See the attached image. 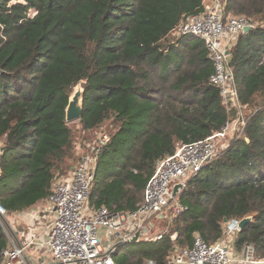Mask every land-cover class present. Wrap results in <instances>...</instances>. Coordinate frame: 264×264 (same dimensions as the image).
Returning a JSON list of instances; mask_svg holds the SVG:
<instances>
[{
  "label": "trees",
  "instance_id": "1",
  "mask_svg": "<svg viewBox=\"0 0 264 264\" xmlns=\"http://www.w3.org/2000/svg\"><path fill=\"white\" fill-rule=\"evenodd\" d=\"M205 3L0 0L1 180L17 179L6 202L0 201L7 213L30 209L51 193L56 166L73 151L66 107L81 80L82 128L118 124L114 132L103 129L111 141L97 167L90 197L95 208L135 209L157 161L174 153L176 143L204 139L236 117V109L224 104L210 82L214 69L205 41L174 35L182 20L201 12ZM226 14L256 23L231 49L240 102L251 110L244 133L187 181L177 198L189 209L165 223L163 237L114 258L116 264H171L173 250L192 246L196 233L215 243L224 236L226 219L246 216L253 219L235 247L253 244L255 258L264 259V0H227ZM146 113L147 127L126 160L114 173H104V156L123 145V132L143 122ZM117 152L123 155L119 147ZM125 244L118 243V251ZM7 246L0 223V261Z\"/></svg>",
  "mask_w": 264,
  "mask_h": 264
},
{
  "label": "built area",
  "instance_id": "2",
  "mask_svg": "<svg viewBox=\"0 0 264 264\" xmlns=\"http://www.w3.org/2000/svg\"><path fill=\"white\" fill-rule=\"evenodd\" d=\"M227 0H211L209 6L198 13L187 15L176 28L178 38L195 36L205 41L208 56L213 64L210 82L218 87L224 104L236 109V117L229 120L223 128L200 140L190 143H176L175 152L157 161L156 169L149 178L144 199L133 210L114 211L107 206L93 207L90 197L96 180L97 167L104 147L111 136L103 129H91L94 140L87 145L71 176L57 179L48 201L55 213L47 240L33 239L25 244L6 247L1 252L0 264H31L26 248L28 245L46 246L59 264H116L113 251L118 243L133 242L138 234L139 241L159 240L165 231L149 237L152 219L171 220L188 210V205L178 200V194L187 181L198 174L230 140L243 135L247 125L249 107L240 102L239 87L234 68L228 61L239 35L247 26L256 24L245 15H227ZM232 51V50H231ZM254 111L258 107L252 108ZM90 131V130H85ZM227 141L223 146L222 141ZM3 153L0 141V160ZM182 186L174 196L176 184ZM7 210L0 203V223L10 240L11 230L4 221ZM6 218V217H5ZM241 219L226 221L225 233L220 241L208 243L200 233H196L192 246L176 247L170 255L171 264H264V259L255 258V247L246 244L237 250L235 241L241 228ZM115 234L116 242L105 247L101 230ZM178 233H173L175 239ZM15 244V243H14ZM146 264H155L149 260Z\"/></svg>",
  "mask_w": 264,
  "mask_h": 264
},
{
  "label": "crops",
  "instance_id": "3",
  "mask_svg": "<svg viewBox=\"0 0 264 264\" xmlns=\"http://www.w3.org/2000/svg\"><path fill=\"white\" fill-rule=\"evenodd\" d=\"M210 4H211V0H206L205 6H209ZM79 130H80L79 135H83V136L81 138H78V140L73 139V151L67 154L64 157V160L60 163L61 170H59V172H63V174L59 176L58 179H62V178L66 179L71 176L74 167H71L69 165V162L67 163V159H70L71 157H75L77 159L82 155V153L87 148L88 145L87 141L89 140V138H87L84 134H87L88 132H92V130L85 131L83 128L82 129L79 128ZM50 207L51 204L49 203L47 197L45 200L41 201L32 208L17 211L13 213V216H10L13 222L9 223L10 226L9 228L14 238L16 239L17 244H25V242H28L33 239H38V240L48 239L50 226L55 218V213L49 209ZM167 222L169 221L166 220V223ZM101 232L103 239L106 236L107 239L109 240L108 246L111 243H115L117 241L115 236L113 235L114 237L112 239L111 238L112 234L111 235L108 234L105 229H102ZM26 254L31 264L32 263L59 264L55 260L53 253L46 246L41 247L35 244L28 245L26 248ZM72 264H81V263L74 262Z\"/></svg>",
  "mask_w": 264,
  "mask_h": 264
},
{
  "label": "rangeland",
  "instance_id": "4",
  "mask_svg": "<svg viewBox=\"0 0 264 264\" xmlns=\"http://www.w3.org/2000/svg\"><path fill=\"white\" fill-rule=\"evenodd\" d=\"M255 106H259V105L258 104H252L251 108H253ZM250 112H251L250 108H248L247 110H244V114L245 113L248 114ZM143 119H144L143 122L139 121L138 124L133 123V124L129 125L128 128L123 132V134L121 136V139L123 140V145L120 146L121 142H119L118 144H116L114 146V148L110 152H108L104 156L105 162H104V166H103V169H102V171L104 173L105 172L114 173L115 172L114 169H116L115 167L118 166L119 164H121V162H124L126 160L127 154L129 153L130 149L132 148L133 144L135 143L137 136L143 130H145L146 127H147V123L149 122L148 121V113L143 115ZM70 124L73 127V130H72L73 139L74 140H78V138H81L83 136V135H79V132H80L79 128L82 129L80 121L77 120V121L71 122ZM104 125L105 126L102 127L101 129H106L107 131H110V132H114V131H116V128H118V124H116V123L114 124L112 121H108ZM84 135L87 138H89V140L87 142L91 143L94 140V132L93 133H89V134L87 133V134H84ZM226 143H227V141L223 140L220 143V145L224 146ZM118 147H119V151L123 152V155L118 154V152H117ZM79 158L80 157H78L77 159L75 157H71L70 159H67V163L69 162V165L71 167L75 168L77 162L79 161ZM59 170H61V164L56 166V168H55L53 183L58 179L59 176H61L63 174V172H59ZM65 176H67V175H65ZM16 185H17V179H15V178H11V179L8 180L7 183L6 182L3 183V180H1V169H0V201L2 203L6 202V197L5 196L8 193H11V191L14 188H16ZM13 213H15V212L7 213V215L5 216L8 223L13 222V220L10 218V216H13ZM165 223H166L165 219L164 220L157 219V218L152 219L151 225L149 227V229H150L149 237L151 238L152 236H154L156 234H159L161 231H165L166 230ZM10 234H11L12 237H14L12 232ZM113 235L116 238L115 234H112L111 238L113 239V237H114ZM103 241H104L103 242L104 246L107 247L108 244H109V240L107 239L106 236L104 237ZM146 244H147L146 241L140 242L138 244H136V243H127L124 246L120 247L119 251H118V246H117L116 249L113 251V256H114L115 259L116 258H123V257L127 256L130 252L145 247ZM15 245H17L16 239L14 238L13 241L9 239V246L8 247L12 248ZM118 252H119V254H117Z\"/></svg>",
  "mask_w": 264,
  "mask_h": 264
},
{
  "label": "water",
  "instance_id": "5",
  "mask_svg": "<svg viewBox=\"0 0 264 264\" xmlns=\"http://www.w3.org/2000/svg\"><path fill=\"white\" fill-rule=\"evenodd\" d=\"M252 29V26H247L245 28V32H248ZM234 58V55L232 53L231 50H229L228 53V61L230 63H232ZM0 73H2V70L0 69ZM84 95H85V88L83 87V80H81L74 88L73 91L69 97V102L68 105L66 107V121L67 123H71L77 120H80L82 118V114H83V101H84ZM182 185L176 184L174 186V196L177 195L178 189L181 187ZM253 217L252 216H246L244 218H242L239 222V227L241 228V230L252 221ZM4 221L7 224L8 227L9 223L7 222V219L4 217ZM227 221V219L225 220ZM138 240V234L133 238V242H137ZM33 264V263H32Z\"/></svg>",
  "mask_w": 264,
  "mask_h": 264
}]
</instances>
